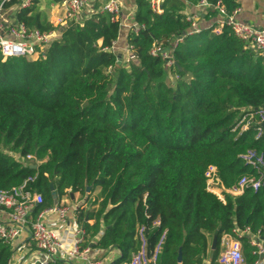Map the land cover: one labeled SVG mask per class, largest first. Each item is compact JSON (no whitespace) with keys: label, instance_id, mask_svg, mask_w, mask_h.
I'll use <instances>...</instances> for the list:
<instances>
[{"label":"trees","instance_id":"obj_1","mask_svg":"<svg viewBox=\"0 0 264 264\" xmlns=\"http://www.w3.org/2000/svg\"><path fill=\"white\" fill-rule=\"evenodd\" d=\"M200 1L164 0L156 14L147 0H136L128 63L112 52L121 28L106 13L69 23L36 61H0V191L32 179L27 190L42 196L33 219L53 206L51 184L57 200L79 194L90 202L75 211L80 248L103 227L94 247L117 250L114 264L141 250L140 229L147 255L164 237L157 264H178L179 252L181 264H216L224 236L237 239L233 231L245 228L264 233V183L222 202L205 180L209 167L225 189L259 177L241 156L255 151L264 159V129L256 138V117L244 132L237 125L245 110L264 109V58L226 27L188 35L184 11ZM206 1L221 2L228 13L237 8L234 0ZM17 20L52 30L37 2ZM182 36L172 52L179 80L168 86L163 61L149 51L154 43L170 48ZM239 240L245 264H254L248 239ZM13 254L0 240V264H12Z\"/></svg>","mask_w":264,"mask_h":264},{"label":"built area","instance_id":"obj_2","mask_svg":"<svg viewBox=\"0 0 264 264\" xmlns=\"http://www.w3.org/2000/svg\"><path fill=\"white\" fill-rule=\"evenodd\" d=\"M52 2L54 3L50 6V13L52 15L54 14V10L57 9L55 3H59L60 6L56 13L61 9V14L55 15L51 22H48L52 26L51 31L41 32L37 29H29L17 20V14L20 11L29 9L33 5L34 0H0L1 62L11 58H25L36 61L43 56L49 45L59 38L60 31L63 28L72 22L80 24V17L82 15L88 18L86 15L90 17L93 14L106 13L110 15L111 22L119 21L120 28L123 27L120 20L122 12L120 0H52ZM147 2L154 13H162L164 0H147ZM92 3H95V5ZM196 7L205 16L209 12L215 13L218 20L209 25V27L200 29L196 21L200 16L185 14L187 21L190 22V27L187 32L188 35L199 34L202 30H210L211 33L218 34L223 27H226L244 45L246 50L264 58V30L237 19V9L228 13L221 2L212 6L206 0H201ZM132 28L135 31L138 30L135 23L129 27V30ZM182 38L183 36L174 38L171 47L166 49H162L157 43H154L149 51L152 57L161 58L163 68L167 75H171L175 69L172 52L182 41ZM127 52L130 54L129 48H127ZM129 57L127 56L123 59L124 63L129 62ZM173 76L175 79H178L177 75ZM254 117L258 119L257 126L259 127L256 129V138H258L263 130L264 109L254 111L245 110L237 127H239L240 132H244L253 124ZM32 159L31 156H27L25 161L29 162ZM241 159L252 170L256 171V174L259 176L258 178L243 177L235 186L230 189H225L216 176L214 167H209L205 173L206 190L214 194L222 202L225 201L226 195L238 197L246 189H251L255 192L264 183V159L262 155L257 154L255 151H248L245 155L241 156ZM31 181L32 179H29L21 187L10 191H0V211L6 212L9 219L8 223L0 222V240L6 245L13 247L21 234L27 229L35 250L38 253L30 261H19L17 263L50 264L57 260L69 263L71 259H77L84 264H102L100 261L90 260L87 257V248L84 250L80 248L83 242V231L79 227L74 231V240L69 246L65 244L64 239L48 228L45 217L50 214H55L62 225L69 223V214L73 213L69 206L55 204L49 209L41 210L34 219L32 218L31 212L36 206L42 203V196L36 192L27 190V183ZM233 232L237 239L227 236L231 239L225 243V247L219 253L216 264H245L242 244L239 240L242 237H246L248 243L253 248L252 254L257 258L254 264H264V233L254 235L250 233L248 228L244 230L236 229ZM138 234L142 243L141 250L134 254L128 262H122L120 264H157L164 237L161 238L151 255H147L143 239V229H140ZM17 263L12 258V264Z\"/></svg>","mask_w":264,"mask_h":264},{"label":"crops","instance_id":"obj_3","mask_svg":"<svg viewBox=\"0 0 264 264\" xmlns=\"http://www.w3.org/2000/svg\"><path fill=\"white\" fill-rule=\"evenodd\" d=\"M135 1L136 0H120L121 6H122V12H121V23L123 27H121L120 35L118 37V40L114 43L112 47V52L116 54L117 56H120L122 60L129 57L130 54L127 52V43H126V35L129 31V27L134 23L133 17H134V11H135ZM34 2H37V9L42 12V17L47 21L51 22V20L54 18L55 15L61 14V9L58 10V13H56L57 9L59 8L60 4L55 3L57 5V9L54 10V14L52 15L51 12V4L54 3L52 0H34ZM234 3L237 6L238 14L237 19L248 23L250 25H253L254 27L258 29L264 30V0H234ZM34 4V3H33ZM95 5V3H92ZM197 6V5H196ZM196 6H188L184 13L186 15L194 14L197 16H200L198 18L197 23L198 27L206 26L209 27L212 23L218 20L216 15L212 17L210 20H207L205 17L210 14V12L205 16L201 13V10L198 9ZM255 54V53H254ZM259 56V55H258ZM167 75V74H166ZM168 76V75H167ZM98 193V189L95 190V192L91 195L89 198V201L93 200V197H95ZM84 199H81L79 194H72L70 192L67 193L66 196H63L60 200H58L59 205H67L69 206L73 213L69 214V223L66 225H62L55 214H50L45 217V222L48 226V228L56 233L59 237L64 239V242L67 246H69L73 240H74V231L76 228H78L76 221H75V211L74 209H77L76 207L81 205H86V207L89 206L90 202L86 204L84 202ZM55 204L53 203V206ZM74 207V208H73ZM8 216L6 212L0 211V222L1 223H8ZM105 231V228H101V231L99 235L91 242V244L88 246L87 250V257L90 260L94 261H100L102 264H114L119 258V252L117 250H108V251H102L98 250L94 247L95 242L99 237L102 236L103 232ZM230 237H223L222 242L220 244V252L223 251L225 247V243L229 241ZM22 245V252H24L23 258L25 261H30L31 258H35L36 255H38L37 251L35 250V247H33V242L30 239L29 232L27 229H25V232L21 234L19 239L15 242V245ZM14 251V249H13ZM14 260L19 259L17 254H13ZM19 261H15L17 263ZM70 264H84L82 261L77 259H71L69 261ZM204 264H209V261H205Z\"/></svg>","mask_w":264,"mask_h":264},{"label":"rangeland","instance_id":"obj_4","mask_svg":"<svg viewBox=\"0 0 264 264\" xmlns=\"http://www.w3.org/2000/svg\"><path fill=\"white\" fill-rule=\"evenodd\" d=\"M84 15H86L85 13H84ZM86 17H89L88 15H86ZM83 19H85V16H81L80 17V22H82L83 21ZM197 25H198V23H197ZM199 28L200 29H205L206 28V26H199ZM179 80V77H178V79H175V77L171 74V75H166V77H165V81H166V84L168 85V86H173L174 87V85L177 83V81ZM78 207V206H77ZM76 207V208H77ZM74 208V207H73ZM22 245H14L13 246V249H14V251H15V254H17L18 255V257L20 256V258L19 259H16L15 261H25V259L23 258V256H26V255H24V252H22ZM25 262H27V261H25ZM17 264H19V263H17Z\"/></svg>","mask_w":264,"mask_h":264},{"label":"water","instance_id":"obj_5","mask_svg":"<svg viewBox=\"0 0 264 264\" xmlns=\"http://www.w3.org/2000/svg\"><path fill=\"white\" fill-rule=\"evenodd\" d=\"M117 58H118V63H120V61H121V57L118 56ZM175 68H176L178 71H181L180 67H179L176 63H175ZM262 128L264 129V124H262ZM29 168L35 170V169H37V166H36V165H31ZM50 191H51V197H52L53 203H54V204H57V202H58V201H57V196H56V192H55V189H54V187H53L52 184L50 185ZM89 191H90V187H88V188L86 189V192H87V193H89ZM216 242H217V239H216V237H214V238H213V241H212V245H211V250H214V249H215V247H216ZM181 261H182V256H181V253L179 252V255H178V258H177V262H178V264H181Z\"/></svg>","mask_w":264,"mask_h":264}]
</instances>
